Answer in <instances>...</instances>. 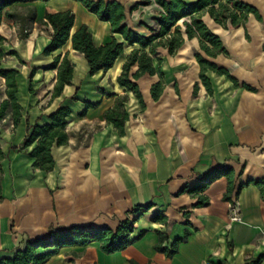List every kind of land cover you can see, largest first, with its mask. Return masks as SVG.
<instances>
[{"label":"crops","instance_id":"1","mask_svg":"<svg viewBox=\"0 0 264 264\" xmlns=\"http://www.w3.org/2000/svg\"><path fill=\"white\" fill-rule=\"evenodd\" d=\"M117 1L125 8L127 25L149 34L140 21L153 25L152 17L159 9L155 2L130 11L139 0ZM243 1L257 8L260 19L250 13L245 26L223 28L208 13L202 18L228 51L208 59L255 89L235 86L225 75L207 71L212 90L208 93L194 56L198 40L186 39L174 55L158 47L163 76L157 72L137 80L144 109L116 80L133 46L125 45L124 53L111 68L93 75L88 74L84 56L71 48L70 40L52 54H43L52 32L50 25L39 22L46 11H73L72 31L86 24L97 46L111 39L108 22L99 20L75 0L25 1L4 8L26 16V36L20 38L17 19L2 17L1 64L19 71L17 98L23 110L16 127L8 117L0 125L4 152L0 258L14 256L35 238H48L50 227L114 229L127 212L146 203L152 206L135 222L131 242L124 249L105 253L98 241L66 245L45 264H243L264 254V200L259 188L250 182L235 194L240 183L264 180V0ZM31 8L35 12L33 20L27 17ZM66 51L74 64L72 84L65 85L62 94L48 104L56 70L44 67L56 54ZM135 69L134 65L131 72ZM156 82H162L164 89L154 100L150 88ZM123 94L128 96L125 108L129 119L124 134L119 135L103 113ZM86 103L96 106L85 109ZM60 104L71 109L66 125L68 141L52 146L55 164L45 172L32 166L33 158L27 154L32 146L26 150L21 144L27 123L48 122L47 115ZM222 166L232 170L231 199L223 198L228 180L220 176L203 192L209 204L192 207L196 198L182 189ZM232 206L241 221L231 218ZM185 210H190L188 218ZM156 211L167 217L166 223L152 219ZM157 232L168 237L163 243L167 246L185 232L189 234L179 243L177 252L167 257L154 248ZM48 249L51 247L37 252Z\"/></svg>","mask_w":264,"mask_h":264},{"label":"trees","instance_id":"2","mask_svg":"<svg viewBox=\"0 0 264 264\" xmlns=\"http://www.w3.org/2000/svg\"><path fill=\"white\" fill-rule=\"evenodd\" d=\"M25 1L34 0H0V24L3 16L17 19L21 26L20 38L26 36L24 32L26 16H22L18 12L3 10L15 3ZM75 1L80 2L89 12L95 14L99 20L109 23L112 33L111 39L97 46L94 44L92 34L86 24H81L72 31L75 20L73 11H46L43 18L39 19V22L50 25L52 32L48 45L43 49V54H52L70 40L71 48L84 56L88 65V74L93 75L99 70L107 71L111 68L117 57L124 53L125 45L133 46L134 48L127 54L116 80L126 91L133 93L141 109H144L145 103L137 80L145 74L154 75L157 72L163 76L160 69L162 57L157 51L158 47H163L167 49L170 55H174L186 39L197 38L198 40L199 49L195 51L194 56L199 65V78L208 93H211L212 90L209 78L206 75L207 71L225 75L235 86H243L248 90L255 89L246 83H240L226 67L208 59V57H216L218 54H228V51L219 35L214 33L202 18L204 13H208L223 28L245 26L250 13L260 19L257 8L243 0H193L189 2L185 0H153L159 7L156 15L152 17L153 25L140 21V24L149 32L147 35L141 34L127 25L125 22V8L117 0ZM150 2L151 0H139L129 10H136L139 6L148 5ZM27 17L32 20L35 18L33 8L29 10ZM115 35H119L121 40H118ZM2 40L3 37H0V42ZM11 54H15V52L12 51ZM3 57L4 53L0 51V125L8 117L12 121L13 126L16 127L22 118L23 110L17 98L16 76L19 71L17 68L3 67L1 64ZM154 61L158 64L157 66ZM20 62L25 64L24 61ZM134 65L136 69L131 72ZM44 69L56 70V80L48 100V104H50L62 94L65 85L72 84L74 64L68 58V52L66 51L64 54H56L52 62L46 65ZM33 73L34 69L30 71V75ZM197 87L198 85L195 83L194 92H196ZM163 89L164 85L162 82L152 84L150 88L152 98L157 100ZM29 90L32 92L31 87ZM176 91L178 92V89ZM127 99L128 96L126 94L118 95L114 104L105 109L103 113L106 122L112 124L119 135L124 134L125 122L129 119V113L125 108ZM95 106L96 104L86 103L85 109L94 108ZM70 114V107L60 104L47 115L48 122L44 124H39L38 122L27 123V133L21 148L27 150L28 147L32 146L27 151V154L33 158L32 166L34 168L45 172L53 169L55 162L51 149L53 145L59 146L67 143L66 125ZM3 158L4 152L0 145V197L3 177L1 161ZM231 172V168L224 166L213 168L192 187L188 188L186 186L182 191H187L196 198L192 207L206 206L209 204V198L203 193L204 190L211 182L220 176H225L228 180V185L223 198L230 200V194L234 188ZM250 182L259 188L261 197L264 200V180L240 183L236 188L235 194L238 195L240 189ZM151 206V203L137 205L132 211L125 214V217L120 220L114 229L109 226L95 228L90 225H71L62 228L50 227L48 238H35L27 242L22 249L15 252L14 256L0 258V264H45L49 258L58 252L61 246L85 245L90 241H98L105 253L122 250L131 242L130 233L133 231L135 222ZM130 214L134 216L130 217ZM183 214L188 218L190 210H185ZM152 219L161 223H166L167 221V217L160 211L154 212ZM186 222L189 223L188 220ZM188 234V232H185L183 237L176 238L170 243V246H167L163 245V243L168 240V237L161 232H157L158 240L154 248L164 253L167 257H171L177 252L179 243L183 242ZM50 247L51 249L42 253L37 252L39 248L47 249ZM263 259L264 254H260L255 258L247 259L243 264H260Z\"/></svg>","mask_w":264,"mask_h":264},{"label":"built area","instance_id":"3","mask_svg":"<svg viewBox=\"0 0 264 264\" xmlns=\"http://www.w3.org/2000/svg\"><path fill=\"white\" fill-rule=\"evenodd\" d=\"M232 219L235 220V221H241V217L238 215L236 209L234 206H232Z\"/></svg>","mask_w":264,"mask_h":264},{"label":"rangeland","instance_id":"4","mask_svg":"<svg viewBox=\"0 0 264 264\" xmlns=\"http://www.w3.org/2000/svg\"><path fill=\"white\" fill-rule=\"evenodd\" d=\"M30 91V90H29Z\"/></svg>","mask_w":264,"mask_h":264}]
</instances>
